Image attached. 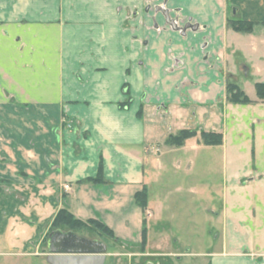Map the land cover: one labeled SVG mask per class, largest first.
Wrapping results in <instances>:
<instances>
[{
	"label": "crops",
	"instance_id": "obj_1",
	"mask_svg": "<svg viewBox=\"0 0 264 264\" xmlns=\"http://www.w3.org/2000/svg\"><path fill=\"white\" fill-rule=\"evenodd\" d=\"M118 1L120 15L131 5L135 16L131 72L109 0H0V95L53 112L36 130L29 186L36 200L0 194V256L36 255L49 264L38 251L64 207L105 223L124 244L142 243L146 220L142 254H172L151 250L152 230L160 229L154 207L170 188L154 191L169 167L188 168L207 150L223 174V200L213 212L220 244L208 253L210 264H264V100L255 87L264 82V27L244 33L228 24L230 15L264 21V0ZM229 80L253 102H230ZM62 112L75 119L72 129L63 127ZM186 128L198 135L180 147L165 143ZM202 130L222 133L223 143H201ZM101 160L104 182H80L98 175ZM144 188L145 210L136 200ZM186 188L201 194L199 186Z\"/></svg>",
	"mask_w": 264,
	"mask_h": 264
},
{
	"label": "rangeland",
	"instance_id": "obj_2",
	"mask_svg": "<svg viewBox=\"0 0 264 264\" xmlns=\"http://www.w3.org/2000/svg\"><path fill=\"white\" fill-rule=\"evenodd\" d=\"M121 6L120 1L109 0L110 22L114 23L116 28L121 26L118 31L121 38L119 50L121 51L122 48L124 51L125 70L131 72L135 51L133 44L135 16L131 5L128 7L125 5V13L120 15L119 7ZM229 19L235 18L230 15ZM113 31L117 33V29L113 30L111 26L108 43L110 58L113 49L116 48L114 42L117 43ZM94 37L95 40L98 39L95 33ZM98 41L100 42V39ZM7 45L13 46L10 42ZM129 87L128 83H124L123 89L126 94H129ZM43 117L51 119L53 112H38L30 104L19 103L9 93L0 95V184L7 185L6 189H1L2 197L6 194L14 200L28 199L30 203L31 200H36L37 192L29 186L36 182L35 173L32 171L36 166V130ZM61 119L63 127L67 129H72L76 122L65 112L61 113ZM200 136L201 134L199 138ZM210 155L211 153L207 150H203V154L195 158L196 164L193 163L183 170L169 167V170L160 177L158 183L160 190L154 191L155 197L157 192L165 193L167 184L168 189L170 188L167 200L162 196L154 207L156 215L152 222L157 221L160 229L152 230L151 250L163 249L172 254L163 256L158 254L159 250L142 254L146 249L142 243L140 245L124 244L121 240L105 235L100 236V231L96 228V231L86 229L77 233L91 239H102L107 243L108 253H112V260L109 257L106 264L111 262L113 264H210L211 256L208 253L217 249L220 244V240L215 239L214 228L217 222L213 212L220 208V202L223 200L220 190L223 182V174L220 173L221 165H211L213 160L209 159ZM191 185L200 187L201 194L198 197L197 195L192 197L193 194L191 195V191L186 188ZM46 241L47 235L38 251L40 254L48 253ZM10 261L39 264L41 258L36 255L20 257L12 255L10 258L5 255L0 256V264H8Z\"/></svg>",
	"mask_w": 264,
	"mask_h": 264
},
{
	"label": "trees",
	"instance_id": "obj_3",
	"mask_svg": "<svg viewBox=\"0 0 264 264\" xmlns=\"http://www.w3.org/2000/svg\"><path fill=\"white\" fill-rule=\"evenodd\" d=\"M228 24L235 30L244 33H251L255 30L257 25H262L264 27V21L257 22L251 20H244V19H229ZM256 92L259 99L264 100V82H257L256 83ZM227 96L228 100L233 103H243L249 104L252 103V99L246 94V92L237 84L236 82L229 80L227 85ZM201 136L199 141L205 145H220L223 143V134L219 132H210V131H201ZM198 135L197 130L195 129H182L175 134H170L169 137L166 139L165 143L174 146L180 147L185 144V142L193 137ZM104 166L103 161H100L98 175L96 177H88L86 179L80 180V182H95V183H103L104 182ZM136 200L138 204L145 210L148 206V191L147 188H144L143 191L138 192L136 194ZM68 228L69 230H73L76 233L81 232L83 230H95L98 229L100 231L99 235H105L106 237H110L113 239L118 240L116 237L115 232L107 226L105 223L96 220L90 219L87 221L81 220L77 218L72 212H70L67 208H62L59 210L57 215L55 216L51 229L49 233L56 229ZM96 228V229H95ZM47 235V241L48 236ZM143 237H142V245L143 247L147 244V222L144 220V227H143ZM102 240V239H101ZM46 241V245H47Z\"/></svg>",
	"mask_w": 264,
	"mask_h": 264
},
{
	"label": "water",
	"instance_id": "obj_4",
	"mask_svg": "<svg viewBox=\"0 0 264 264\" xmlns=\"http://www.w3.org/2000/svg\"><path fill=\"white\" fill-rule=\"evenodd\" d=\"M49 264H105L107 244L101 239H91L73 230L56 229L47 241Z\"/></svg>",
	"mask_w": 264,
	"mask_h": 264
},
{
	"label": "built area",
	"instance_id": "obj_5",
	"mask_svg": "<svg viewBox=\"0 0 264 264\" xmlns=\"http://www.w3.org/2000/svg\"><path fill=\"white\" fill-rule=\"evenodd\" d=\"M149 215H150V213H149Z\"/></svg>",
	"mask_w": 264,
	"mask_h": 264
}]
</instances>
